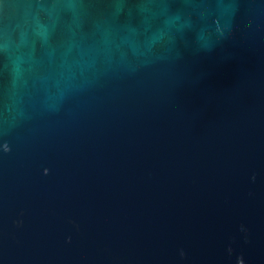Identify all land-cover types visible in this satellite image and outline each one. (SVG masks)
Returning a JSON list of instances; mask_svg holds the SVG:
<instances>
[{"label":"water","instance_id":"95a60500","mask_svg":"<svg viewBox=\"0 0 264 264\" xmlns=\"http://www.w3.org/2000/svg\"><path fill=\"white\" fill-rule=\"evenodd\" d=\"M240 261L264 264V0H0V264Z\"/></svg>","mask_w":264,"mask_h":264},{"label":"clouds","instance_id":"9594fccd","mask_svg":"<svg viewBox=\"0 0 264 264\" xmlns=\"http://www.w3.org/2000/svg\"><path fill=\"white\" fill-rule=\"evenodd\" d=\"M242 230H243V228H242ZM239 264H242V261H240Z\"/></svg>","mask_w":264,"mask_h":264}]
</instances>
